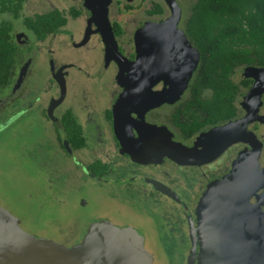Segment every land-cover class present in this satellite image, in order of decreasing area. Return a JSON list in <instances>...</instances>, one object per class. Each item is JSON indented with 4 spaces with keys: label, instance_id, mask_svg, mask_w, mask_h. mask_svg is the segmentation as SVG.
Here are the masks:
<instances>
[{
    "label": "flooded vegetation",
    "instance_id": "flooded-vegetation-1",
    "mask_svg": "<svg viewBox=\"0 0 264 264\" xmlns=\"http://www.w3.org/2000/svg\"><path fill=\"white\" fill-rule=\"evenodd\" d=\"M26 1H21L18 10L3 11L0 5V30L7 29L0 36L14 47L17 61L9 86L0 89V135L19 119L32 117L29 127H40L44 136L37 149L40 168L50 175L49 189L64 194L74 185L82 188L90 182L106 202L90 195V206L83 203L84 211H90V225L94 220L108 223L116 216L122 225L134 229L136 219L146 220L153 246L142 249L135 236L122 242L101 239L95 233L90 264H109L101 255L107 252L120 257L128 254L131 262L122 264H134L141 260L134 256L143 259L154 247L161 264H198L197 256L205 245L204 225L196 209L208 188L222 180L240 186L256 172L263 177L264 126L256 117L264 116V89H254L255 78L234 79L246 68L260 67H233L229 79L234 89H211L210 65L189 36L187 20L199 0H174L181 11L180 21L169 33H151L147 64L136 62L135 36L151 25L163 26L172 16L168 3L111 0L107 16L123 58L121 65L106 52L83 0H71L75 6L67 12L57 2L41 0L48 7L42 13L27 12ZM56 12L70 17L73 28L65 29L67 20L64 27L39 40L32 30L38 24L27 20ZM71 13L78 15L73 18ZM80 17L83 24L74 28ZM43 25L48 29L53 22ZM175 33L184 34V45ZM190 47L197 52L196 59ZM183 66L188 72L194 66L184 84L181 76L185 74L178 71ZM151 73L152 78L143 79ZM257 75L263 79V74ZM263 190L256 191L248 203L261 201L264 214ZM108 204L121 208L112 214L100 207ZM104 209L108 212L102 213ZM124 211L126 215L121 214ZM60 216L57 213L47 219L51 223L37 228L49 239L32 253L34 258L67 256L54 248L59 249L58 238H69L74 223L68 225ZM4 217L7 222L14 219ZM129 235L128 231L124 234Z\"/></svg>",
    "mask_w": 264,
    "mask_h": 264
},
{
    "label": "rangeland",
    "instance_id": "rangeland-1",
    "mask_svg": "<svg viewBox=\"0 0 264 264\" xmlns=\"http://www.w3.org/2000/svg\"><path fill=\"white\" fill-rule=\"evenodd\" d=\"M43 1L27 0L25 4L27 12L42 13L47 11V4ZM50 1L53 3L57 2L60 9L64 12H67L69 8L75 6L74 3H71V0H61L60 2L58 0ZM76 7H79V5ZM69 18L70 17H68V24L65 29L73 28L72 23L74 22ZM75 21L74 28L83 24V18L81 17ZM145 26L147 27L148 25ZM154 26L156 25L149 27L147 32L144 28V30L137 34L139 37V44L137 37L135 36V42L138 44V56L136 62L139 64H142L143 61L144 64H147L149 61L148 49L150 47V38ZM149 34L150 36L148 37ZM174 37L175 39H181V45L185 44L186 38L183 33H180V35L175 33ZM144 41L146 43H144ZM190 49L194 52L196 59L197 52L191 47ZM177 69L179 68H175V70ZM193 69L194 66H192V69L188 72V69L186 70L184 66L180 67L178 70L179 73L185 74L181 76L183 84L188 83ZM249 76L246 68L243 70V74L238 72L234 79L236 82L238 79H243V77L244 79L250 78ZM251 93L252 91L249 95H251ZM152 94L150 97L151 99L155 97V95ZM30 121L33 122L32 117L30 120H28L27 117L21 118L0 135V212L3 213H0V233L2 236H5V241H3L2 244H10L11 247L9 250L11 249L15 254L18 252L21 253L22 251L23 255L21 259L23 261L33 259L36 255H32V253H35L39 251L41 247H44L47 243V239H49V237L42 232L38 233L37 228L45 222H47V224L51 223V221L47 219L56 216L58 213V215H61V218L68 220V225L74 224L72 232L68 233L69 238H58L57 242H60L58 245L59 249L54 248V250L70 255L71 259L69 260L72 261V264H86L84 256H88V251L91 248V238L95 233H98L100 238L102 237L103 239L110 240L119 239L122 240V242H126L129 238H134L135 236L137 244L142 249L153 246L151 245L152 240L148 239L151 237V233L145 222L146 220L144 219H136L133 222V228L135 230L130 229L127 225H122L116 216H112L108 223H102V221L93 219L94 221L90 225V211H84L86 206H84L85 204L83 203L90 206V195L97 198L102 204L106 203L103 201L101 194H97V190L90 187V182L83 185L82 188H80L79 184L74 185L73 190L70 192L65 191L64 194L58 189H49L50 184L48 178L50 175L41 170V158L38 156L37 149V146L40 144V141L44 139V136L41 134L40 127H29ZM256 121L264 126V116L256 117ZM261 134L264 136V132ZM45 163L46 160L43 159V164ZM260 170L263 177L261 179V186L258 190L262 191L264 189V169ZM57 174H60V171H58ZM218 183L226 182L222 180L218 181ZM55 196L59 199V205H57L58 202ZM199 204L196 209L197 214ZM260 204H262L261 201ZM260 204L249 203V205L262 212ZM100 207L108 208L109 212H112V214L118 213V210L121 208L120 206L109 204L106 206L101 205ZM106 210L107 209H104V211L101 212H108ZM126 213L127 211H124L121 214L126 215ZM4 215L14 219H12L11 222H7ZM18 221L19 225L17 223ZM59 222H61V220H59ZM94 229H96V231H93ZM126 231L130 233L127 237L124 236ZM121 245L125 246L124 243H121ZM150 251L145 252L143 259L142 255L135 254V258L141 259L140 262L136 260L138 264H161L162 257L158 251L156 252V248L154 247V252H152L151 248ZM101 255L105 260L111 261L112 259L114 262L118 260L117 255H113L109 252L102 253ZM120 259L124 263H127L128 261L131 262V259L128 258V254H124ZM191 260L193 261V259Z\"/></svg>",
    "mask_w": 264,
    "mask_h": 264
},
{
    "label": "water",
    "instance_id": "water-1",
    "mask_svg": "<svg viewBox=\"0 0 264 264\" xmlns=\"http://www.w3.org/2000/svg\"><path fill=\"white\" fill-rule=\"evenodd\" d=\"M110 1L83 0V6L88 10L90 9L92 18L98 26V31L101 33L106 46V52L110 53L112 57L115 55L117 62L121 65L123 58L117 51L116 41L107 16V7ZM166 2L172 11V16L164 22L163 26H154L153 32L166 30L169 33V31L171 32L176 28L177 23L180 21L181 11L178 5L174 0H166ZM151 26L153 27V25ZM149 27L147 30H149ZM136 37L139 44V37ZM144 43L146 42L144 41ZM138 44H136L137 47ZM247 72L250 78H255L254 89H264V69L250 67L247 68ZM259 72L263 74V79L257 77ZM21 79L22 75L19 77L18 84ZM255 167L257 168V163ZM255 176V181L245 197L239 196V186H236L235 182L234 184L215 182L202 197L198 207V218L199 222L204 225L203 241L205 248L197 256L198 264H264V215L259 209L248 203L250 197L261 186L262 178L259 172H256ZM221 193L222 196H219ZM226 214L239 215V217L234 218L236 219L235 223H229L228 218H223L227 216ZM239 220L240 224L237 226H240L239 231L244 232L245 239L240 235L241 237L237 240V237L233 236V230L234 225ZM256 222L261 224L262 228H259ZM241 224L245 226L242 228ZM3 241L5 239L0 233V264H72V261L69 260L71 259L70 255L64 256L59 260L55 258H33L23 261L21 259L22 251L21 253L18 252L20 254L13 253L11 249L9 250L11 245L2 244ZM90 245L92 244L90 243ZM109 253L113 255L119 254L115 252ZM84 259L86 264H90V250L88 251V256L85 255ZM106 262H109V264L124 263L120 256H118L116 262L112 261V259Z\"/></svg>",
    "mask_w": 264,
    "mask_h": 264
},
{
    "label": "trees",
    "instance_id": "trees-1",
    "mask_svg": "<svg viewBox=\"0 0 264 264\" xmlns=\"http://www.w3.org/2000/svg\"><path fill=\"white\" fill-rule=\"evenodd\" d=\"M22 0H1L3 11L18 10ZM78 13H71L75 18ZM58 12L27 20L39 40L57 32L67 23ZM189 36L196 40L201 58L210 65L211 89H234L233 67L254 65L264 69V0H199L187 20ZM53 26L44 29V23ZM7 32V29L0 30ZM208 55V56H207ZM17 63L14 47L0 36V89L9 86L11 70Z\"/></svg>",
    "mask_w": 264,
    "mask_h": 264
},
{
    "label": "bare ground",
    "instance_id": "bare-ground-1",
    "mask_svg": "<svg viewBox=\"0 0 264 264\" xmlns=\"http://www.w3.org/2000/svg\"><path fill=\"white\" fill-rule=\"evenodd\" d=\"M159 37V36H158ZM133 68H135L134 66H133ZM133 71V70H132ZM151 75H153V73H151V74H148V75H143V79L145 80V79H150V78H152V76ZM146 83H144V85H145ZM119 130V129H118ZM231 131V130H230ZM120 132V131H119ZM125 134V133H124ZM225 134V133H224ZM228 135V134H227ZM236 136V135H235ZM170 152V151H169ZM255 177L256 176H254V175H251V177H249L248 178V181H246L244 184L242 183L240 186H239V188H238V194H239V196L240 195H242V196H244L245 197V195H247V193L249 192V189L251 188V186H252V184L254 183V181H255ZM219 196H222V193L219 195ZM227 216H228V220H229V223L230 222H234L235 223V220L236 219H234V218H237V217H239V215H231V214H226ZM233 218V219H232ZM241 220V219H240ZM240 220L234 225V233H233V236H236L237 237V240L242 236L244 239H245V235H244V232H241V231H239V227L240 226H237L238 224H240ZM256 224L258 225V227L259 228H262V225L261 224H259V223H257L256 222ZM242 225V228L245 226L244 224H241ZM247 226H248V224H247ZM236 233H237V235H236ZM241 235V236H240ZM242 241V240H241Z\"/></svg>",
    "mask_w": 264,
    "mask_h": 264
}]
</instances>
